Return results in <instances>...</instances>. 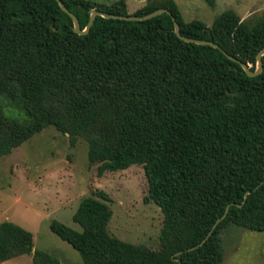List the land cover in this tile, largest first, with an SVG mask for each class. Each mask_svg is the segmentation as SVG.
I'll return each mask as SVG.
<instances>
[{
  "label": "trees",
  "instance_id": "trees-1",
  "mask_svg": "<svg viewBox=\"0 0 264 264\" xmlns=\"http://www.w3.org/2000/svg\"><path fill=\"white\" fill-rule=\"evenodd\" d=\"M61 1L80 29L94 8L127 14L124 0ZM157 8L170 15L95 16L87 33L76 34L55 0H0V94L23 113L9 117L0 106V156L53 127L71 144L85 141L98 175L141 165L143 201L162 213L159 246L151 249L108 233L105 193L84 196L72 214L80 230L49 222L81 264H220L227 225L264 231V54L261 72L247 76L219 49L180 39L171 19L181 36L214 42L254 70L264 9L250 22L223 10L209 26L184 21L173 0H150L132 14ZM227 205L205 241L187 251ZM22 254L32 264H60L33 249L28 230L0 221V261Z\"/></svg>",
  "mask_w": 264,
  "mask_h": 264
},
{
  "label": "rangeland",
  "instance_id": "rangeland-1",
  "mask_svg": "<svg viewBox=\"0 0 264 264\" xmlns=\"http://www.w3.org/2000/svg\"><path fill=\"white\" fill-rule=\"evenodd\" d=\"M110 4L114 0H90ZM150 0H124L127 14ZM184 21L198 20L209 26L223 10L251 21L264 9V0H173ZM5 115L23 118L19 106L0 94ZM96 164L86 158V143L77 137L73 144L53 127H46L0 156V221H11L32 235L33 249L47 252L60 264H81L78 252L49 229L57 220L80 230L72 214L81 198L102 191L108 197L110 235L120 240L157 249L162 213L153 202H144L147 182L141 165L96 173ZM220 264H264V231L229 224L221 234ZM0 264H32L20 255Z\"/></svg>",
  "mask_w": 264,
  "mask_h": 264
},
{
  "label": "water",
  "instance_id": "water-1",
  "mask_svg": "<svg viewBox=\"0 0 264 264\" xmlns=\"http://www.w3.org/2000/svg\"><path fill=\"white\" fill-rule=\"evenodd\" d=\"M56 3L58 4V6L60 7V9L65 12L71 19L72 21V31L75 32L76 34H85L88 32L89 28H90V25L92 24L95 16H101V17H104V18H113V19H122V20H133V21H138V20H144V19H147V18H150V17H153L155 15H158L160 13H167L170 15V12L168 9L166 8H157L149 13H146L142 16H137V15H134V14H115V13H110V12H106V11H103V10H99V9H91L89 10V16H88V19H87V22L84 26L83 29H80V26H79V23H78V20L76 18V16L71 13L67 8L66 6L64 5V3L61 1V0H55ZM172 19V22H173V32L176 36H178L180 39L186 41V42H193V43H196V44H206V45H210L214 48H217L219 49L229 60L231 61H234L236 63H238L240 65V67L242 68V70L244 71V73L247 75V76H255L257 74H259L262 70V63H261V59L260 57L264 54V49H261L257 52L256 54V57H255V67H254V70H250L248 68V65L242 61H240L239 59L227 54L226 52H224L216 43L214 42H211V41H208V40H200V39H192V38H187V37H183L180 35L179 33V26H178V23L174 20L173 17H171ZM263 178H264V174H263ZM256 188V187H255ZM250 191H246L243 195V199L246 198V195L249 194ZM237 206H240V204H236ZM228 206L227 205L222 213V215L217 218L215 220V222L213 223L211 229L209 230V232L207 233V235L200 241L198 242L197 244L187 248L186 250L187 251H190V250H193L194 248L200 246L204 241L205 239L208 237V235L210 234L212 228L219 222L221 221L224 216L226 215L227 213V210H228ZM182 251H177L175 253V255L181 253ZM175 260H178L177 258H174Z\"/></svg>",
  "mask_w": 264,
  "mask_h": 264
},
{
  "label": "crops",
  "instance_id": "crops-1",
  "mask_svg": "<svg viewBox=\"0 0 264 264\" xmlns=\"http://www.w3.org/2000/svg\"><path fill=\"white\" fill-rule=\"evenodd\" d=\"M22 255H24V254H22ZM18 256H20V255H18ZM17 257V256H16ZM12 258H15V257H12ZM12 258H10V259H12ZM7 260H9V259H7ZM7 260H4V261H7Z\"/></svg>",
  "mask_w": 264,
  "mask_h": 264
}]
</instances>
